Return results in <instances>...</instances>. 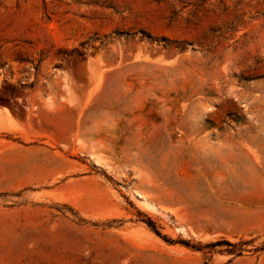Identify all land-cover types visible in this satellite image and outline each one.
<instances>
[{"label": "rangeland", "instance_id": "obj_1", "mask_svg": "<svg viewBox=\"0 0 264 264\" xmlns=\"http://www.w3.org/2000/svg\"><path fill=\"white\" fill-rule=\"evenodd\" d=\"M35 192L81 264H264V0H0V206Z\"/></svg>", "mask_w": 264, "mask_h": 264}, {"label": "crops", "instance_id": "obj_2", "mask_svg": "<svg viewBox=\"0 0 264 264\" xmlns=\"http://www.w3.org/2000/svg\"><path fill=\"white\" fill-rule=\"evenodd\" d=\"M23 161L34 163L32 158ZM30 185L32 183L4 189L9 192L20 191ZM35 193L30 197L22 196L14 206H0V252L17 251L21 254L20 260L33 255L34 264H81L84 260L82 246L77 244L76 237L85 230L71 226L70 222L64 225L60 222L58 227L53 223L48 224L46 205L64 201ZM94 204H97V200ZM78 209L81 210L80 207ZM209 238L203 237L205 240Z\"/></svg>", "mask_w": 264, "mask_h": 264}, {"label": "trees", "instance_id": "obj_3", "mask_svg": "<svg viewBox=\"0 0 264 264\" xmlns=\"http://www.w3.org/2000/svg\"><path fill=\"white\" fill-rule=\"evenodd\" d=\"M148 225H149V226H150L155 232H157V231H156V228H155V225H154V223H153L152 221L149 220ZM157 234H158V232H157ZM217 243H221V242H216L215 244L217 245Z\"/></svg>", "mask_w": 264, "mask_h": 264}]
</instances>
